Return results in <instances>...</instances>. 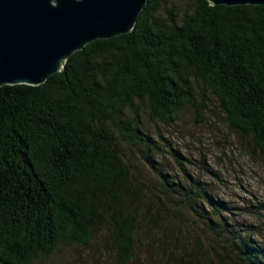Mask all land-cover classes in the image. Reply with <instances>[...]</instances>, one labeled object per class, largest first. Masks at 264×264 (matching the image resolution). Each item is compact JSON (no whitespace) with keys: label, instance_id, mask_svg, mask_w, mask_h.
<instances>
[{"label":"trees","instance_id":"obj_1","mask_svg":"<svg viewBox=\"0 0 264 264\" xmlns=\"http://www.w3.org/2000/svg\"><path fill=\"white\" fill-rule=\"evenodd\" d=\"M179 1L176 9L172 0H146L129 32L85 44L40 84L0 86V264H31L62 240L89 244L100 192L115 193L129 178L122 143L165 188L193 200L190 209L237 262L264 264L247 229L222 215L225 201L157 170L158 145L140 119L141 111L173 119L192 103L194 76L264 156V6ZM171 156L185 173L177 150ZM111 225L118 262L127 264L129 218L115 212Z\"/></svg>","mask_w":264,"mask_h":264},{"label":"rangeland","instance_id":"obj_2","mask_svg":"<svg viewBox=\"0 0 264 264\" xmlns=\"http://www.w3.org/2000/svg\"><path fill=\"white\" fill-rule=\"evenodd\" d=\"M172 2L178 9L180 1ZM191 77L192 103L181 107L173 119L162 121L140 112L141 128L158 145L155 166L185 187L196 180L197 186L225 201L230 213L222 215L227 222L247 229L264 253V156L250 138L228 125L216 98ZM173 149L185 173L173 161ZM121 152L129 178L115 193L100 192V220L89 244L62 240L31 264H119L112 242L115 212L131 223L134 252L127 264H240L211 223L190 209L191 198L183 202L184 193L165 188L135 148L122 143Z\"/></svg>","mask_w":264,"mask_h":264},{"label":"water","instance_id":"obj_3","mask_svg":"<svg viewBox=\"0 0 264 264\" xmlns=\"http://www.w3.org/2000/svg\"><path fill=\"white\" fill-rule=\"evenodd\" d=\"M262 5L264 0H206ZM146 0H0V86L37 85L85 44L129 32Z\"/></svg>","mask_w":264,"mask_h":264}]
</instances>
